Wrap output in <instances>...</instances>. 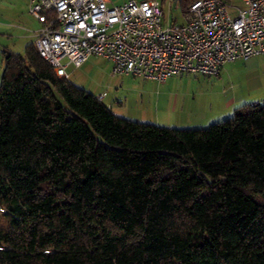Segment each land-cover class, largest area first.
Here are the masks:
<instances>
[{
	"label": "trees",
	"instance_id": "1",
	"mask_svg": "<svg viewBox=\"0 0 264 264\" xmlns=\"http://www.w3.org/2000/svg\"><path fill=\"white\" fill-rule=\"evenodd\" d=\"M0 264H264V103L157 127L5 51Z\"/></svg>",
	"mask_w": 264,
	"mask_h": 264
},
{
	"label": "built area",
	"instance_id": "2",
	"mask_svg": "<svg viewBox=\"0 0 264 264\" xmlns=\"http://www.w3.org/2000/svg\"><path fill=\"white\" fill-rule=\"evenodd\" d=\"M28 14L39 24L35 50L60 80L90 57L110 62V77L163 83L218 76L227 64L264 55V0H197L181 23L158 0H30Z\"/></svg>",
	"mask_w": 264,
	"mask_h": 264
},
{
	"label": "rangeland",
	"instance_id": "3",
	"mask_svg": "<svg viewBox=\"0 0 264 264\" xmlns=\"http://www.w3.org/2000/svg\"><path fill=\"white\" fill-rule=\"evenodd\" d=\"M126 1L129 0H112L114 5ZM158 1L168 6V19L172 23L182 22L176 0ZM229 4L238 7L240 0H231ZM5 46V40L0 39V52ZM24 47L15 45L12 50L23 55ZM2 71L0 62V78ZM65 71L69 83L90 95L101 93L105 104L113 105L114 116L169 129H205L232 117L241 106L264 103V55L227 64L218 76L185 74L163 83L110 77L111 63L101 57H90L80 67L70 65Z\"/></svg>",
	"mask_w": 264,
	"mask_h": 264
},
{
	"label": "crops",
	"instance_id": "4",
	"mask_svg": "<svg viewBox=\"0 0 264 264\" xmlns=\"http://www.w3.org/2000/svg\"><path fill=\"white\" fill-rule=\"evenodd\" d=\"M29 1L30 0H14L13 2H8L6 0H0V39L5 40L6 43L5 48L0 52V62L2 66L3 53L5 51L16 54L12 50L15 45L24 44L26 47L34 41V33L38 30L39 24L28 14ZM166 8H168V6L163 4L162 10L164 16L168 18ZM26 11L27 14L25 13ZM99 95H101V93L93 96L97 97ZM104 101L105 97L102 103L111 111L113 105L109 107ZM116 104L120 105L121 103L116 102Z\"/></svg>",
	"mask_w": 264,
	"mask_h": 264
}]
</instances>
